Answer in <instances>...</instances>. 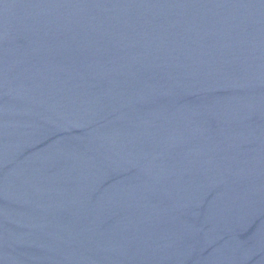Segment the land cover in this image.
<instances>
[{"label":"water","instance_id":"1","mask_svg":"<svg viewBox=\"0 0 264 264\" xmlns=\"http://www.w3.org/2000/svg\"><path fill=\"white\" fill-rule=\"evenodd\" d=\"M0 264H264V0H0Z\"/></svg>","mask_w":264,"mask_h":264}]
</instances>
